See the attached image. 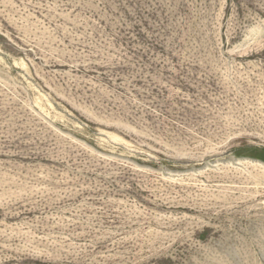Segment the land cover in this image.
<instances>
[{
    "label": "rangeland",
    "instance_id": "374dc122",
    "mask_svg": "<svg viewBox=\"0 0 264 264\" xmlns=\"http://www.w3.org/2000/svg\"><path fill=\"white\" fill-rule=\"evenodd\" d=\"M0 264H264V0H0Z\"/></svg>",
    "mask_w": 264,
    "mask_h": 264
}]
</instances>
